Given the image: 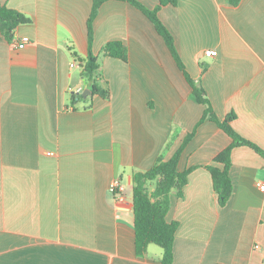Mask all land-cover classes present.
I'll list each match as a JSON object with an SVG mask.
<instances>
[{
	"label": "crops",
	"instance_id": "0c3cea01",
	"mask_svg": "<svg viewBox=\"0 0 264 264\" xmlns=\"http://www.w3.org/2000/svg\"><path fill=\"white\" fill-rule=\"evenodd\" d=\"M0 5L30 18L12 40L0 29V264H163L157 244L136 253L133 175L171 158L193 131L178 165L192 170L167 214L179 222L172 264H264V157L232 150L233 192L221 206L207 165L232 139L210 118L199 124L206 105L142 10L101 4L93 52L109 96L73 104L86 84L71 64L88 55L93 0ZM158 16L218 117L234 113V130L264 149V0H178ZM110 41L126 45L127 61L105 54ZM115 180L123 202L110 191Z\"/></svg>",
	"mask_w": 264,
	"mask_h": 264
},
{
	"label": "trees",
	"instance_id": "16d2710c",
	"mask_svg": "<svg viewBox=\"0 0 264 264\" xmlns=\"http://www.w3.org/2000/svg\"><path fill=\"white\" fill-rule=\"evenodd\" d=\"M106 0H93V6L87 21L89 51L82 62V75L87 88L92 94L89 96H109V88L103 80L100 70L98 56L93 52L94 42V21L99 7ZM126 1L140 10H142L155 24L157 31L163 36L170 48L179 67L185 73V76L192 87V96L198 103L206 105L204 115L199 122L210 118L216 122L232 139V142L215 158V164L207 165L212 174L213 186L218 195L219 204L225 206L232 195L233 184L230 177V168L232 165V150L240 145H248L255 149L264 157V149L252 141L241 136L231 125L235 114L231 113L224 119H220L214 111L210 100L206 96V91L201 84L190 76L175 46L174 38L164 23L158 16V10L161 6L167 4L176 5L178 0H160V5L155 9H149L139 0H121ZM234 5L240 0H230ZM30 18L16 9L0 5V29L7 37L12 40L14 32L20 24L29 23ZM105 54L128 60V49L121 41H110L104 47ZM85 96L82 94H73L72 103L76 104ZM189 133L183 140L180 147L175 151L171 158L165 159L159 157L155 164L146 171H137L133 175V211L136 234V253L138 256H144L150 244H157L163 249L161 262L163 264H172L174 259V243L179 222L167 220V214L171 207V194L174 192L179 196L183 195V188L188 182V175L192 169L184 172L178 170L181 154L194 135Z\"/></svg>",
	"mask_w": 264,
	"mask_h": 264
},
{
	"label": "built area",
	"instance_id": "2783aa9c",
	"mask_svg": "<svg viewBox=\"0 0 264 264\" xmlns=\"http://www.w3.org/2000/svg\"><path fill=\"white\" fill-rule=\"evenodd\" d=\"M29 37L28 36H23L21 39H19L18 41H16L15 45L18 48H23L26 46V44L29 42ZM206 55L208 56H216L218 55V51L215 49H210L207 50ZM72 66H80L82 68V64H78L76 62H72L71 64ZM258 186L260 189L264 190V181L259 182ZM110 191L112 192V194H114L115 198L117 199V201L119 202H123L125 199V196L123 194V186L121 184V182L119 180H115L113 181V183L110 186Z\"/></svg>",
	"mask_w": 264,
	"mask_h": 264
},
{
	"label": "water",
	"instance_id": "95a60500",
	"mask_svg": "<svg viewBox=\"0 0 264 264\" xmlns=\"http://www.w3.org/2000/svg\"><path fill=\"white\" fill-rule=\"evenodd\" d=\"M77 94H82L83 96L87 97L92 94L91 90L84 85L82 89L78 91Z\"/></svg>",
	"mask_w": 264,
	"mask_h": 264
},
{
	"label": "rangeland",
	"instance_id": "374dc122",
	"mask_svg": "<svg viewBox=\"0 0 264 264\" xmlns=\"http://www.w3.org/2000/svg\"><path fill=\"white\" fill-rule=\"evenodd\" d=\"M156 247H159L158 245Z\"/></svg>",
	"mask_w": 264,
	"mask_h": 264
}]
</instances>
